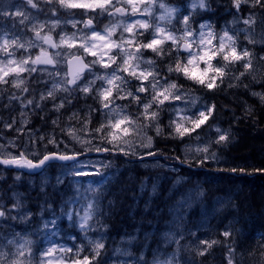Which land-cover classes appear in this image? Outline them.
<instances>
[{
  "label": "snow or ice",
  "instance_id": "6c2138e0",
  "mask_svg": "<svg viewBox=\"0 0 264 264\" xmlns=\"http://www.w3.org/2000/svg\"><path fill=\"white\" fill-rule=\"evenodd\" d=\"M188 7L190 11L185 13L179 4L167 0H16L7 7L0 5V102L6 95V107L17 102L22 109L44 112L50 100L52 110L59 114L65 105L72 106L73 99L83 100L84 107L73 112L69 121L75 117L87 136L83 139L76 135L71 123L60 129L79 144L77 148L58 138L55 128L46 136L30 128L26 132L15 120H0L3 128L28 137L27 143L13 140L0 144V168L15 169L25 175H43L49 169L59 168L61 172L52 185L54 192L62 191L57 186L71 187L73 182L78 185L76 196L61 209V215L78 229L70 237L71 246L50 241L44 248L26 232L16 230L17 225L34 223L26 203L28 196L15 190L19 174L12 185L0 192V264H109L105 218L111 215L115 201L108 200L105 211L104 201L110 192L99 187L112 167L109 157H136L144 161L163 155L156 147V138L184 142L187 137L196 141L195 148L185 144L186 151L194 154V161L187 155L184 159L175 157L180 163H187L189 168L226 163L215 149L232 143L231 125L222 128L216 121L217 105L194 92L206 89L216 94L242 86L264 106V78L250 71L255 66L264 68V55L255 51L258 43L264 50V30L257 37L254 27L258 18L264 29V0H228L225 11L232 20L219 31L210 18L196 19L201 12H213L212 0H191ZM242 12H247V16L241 17ZM241 22L247 27H235ZM69 26L71 35L65 31ZM244 41L253 47L249 48ZM33 50L38 52L33 55ZM62 66L68 67L63 74ZM239 68L244 71L237 75ZM241 78L249 82L244 83ZM32 81L37 85L43 83L47 90L37 97L35 89L29 87ZM257 85L261 91L253 90ZM57 91L67 93L59 98V103ZM254 114L253 107L245 104L243 117H236L235 113L233 116L239 122ZM58 119L59 116L52 120L55 127H60ZM94 119L98 121L96 126ZM28 123L27 119L22 121L25 126ZM150 132L154 135H149ZM93 152L107 156L104 160L90 161L87 156ZM228 170L245 171L236 167ZM255 171L264 173V168ZM87 177L101 179L96 187L83 188L81 181ZM147 179L141 182V194L147 188ZM49 183L45 177L40 185L44 202L39 215L43 217L50 212L53 217L44 222L45 229L49 223L56 226L57 215L48 200ZM156 192L157 186L153 184L152 195ZM204 195L202 189L195 190L196 197ZM190 199L182 195L173 206L175 223L180 226L185 223L184 210L190 206ZM81 200L85 202L82 206L68 207L69 203L79 205ZM185 231L189 237L195 236L190 229ZM89 233L101 234L92 239ZM177 234L180 239L172 242L179 246L184 239L182 232L166 235L172 239ZM221 235L228 248V264H236L235 229L228 225ZM132 240L135 237H130L129 243ZM219 243V240H199V245L205 247L198 254L205 255ZM261 250L264 254V245ZM113 255L130 258L119 264H149L143 254L133 260L126 248L114 249ZM151 264L187 262L178 247L170 258L154 256Z\"/></svg>",
  "mask_w": 264,
  "mask_h": 264
},
{
  "label": "rangeland",
  "instance_id": "374dc122",
  "mask_svg": "<svg viewBox=\"0 0 264 264\" xmlns=\"http://www.w3.org/2000/svg\"><path fill=\"white\" fill-rule=\"evenodd\" d=\"M173 1L167 0V2L171 4L179 3V2L174 3L175 1L174 2ZM15 2L16 0H0V5L7 7L9 4H13ZM190 3L191 0H187L184 4H179L181 6V11L185 13L190 11L188 7ZM202 14L203 12H201L200 15L196 16L197 21H200L203 18ZM240 16L246 17L247 12H242ZM231 20L232 17L228 18L225 22H222L217 27V30L219 31V29L222 28L226 22H230ZM104 23H107V20H105ZM212 23L215 24V22ZM99 27L102 28L103 24H101ZM235 27L242 28L247 26L243 25L241 22L240 24L235 25ZM254 27H255V34L258 37L259 33L262 30H264L262 29V26L260 25L258 18H257V23ZM59 31L60 29H57V32ZM65 31L68 32L69 35H71L72 29L69 26L67 29H65ZM28 35L31 36V33H29ZM56 38L58 39V37ZM241 39L243 40V36L241 37ZM244 44L247 45V41H244ZM256 46L259 49L262 48V46L259 43ZM255 51L259 55H264V53H260L256 49ZM37 52L38 50H33V55H35ZM147 55H151V54L148 53ZM88 59H91V57H89ZM240 70L244 71V69L242 68L238 69V71ZM238 71L236 73L237 75H238ZM250 71H253L257 76L264 74V68H261L259 66H255ZM63 72H67V66H62V74ZM44 79L47 80L48 77L45 75ZM244 83L247 82L244 80ZM29 87L30 89H35V94L37 95V97L41 91L47 90L43 83L37 85L35 81H32L29 84ZM50 87H51V82H49L48 84V88ZM253 90L258 91L255 89ZM11 91L15 92L17 90L12 89ZM194 94L203 97L204 100H208L207 97L202 96V94L198 93V91H195ZM56 95L58 97L56 103H59V98L66 96L67 93L63 91H57ZM29 98L31 97L29 96ZM46 103H47V107L45 108L44 112H33L31 108L22 109L19 103L17 102H13L12 105L6 107L5 105H7V97L5 95L3 101L0 102V114L2 112L4 113V116H0V120L4 122H10L11 120H15L17 121V126L24 127L26 132L27 129L30 128L34 132L38 131V134L46 135V136L50 135L53 132V129L55 128V134L57 135L58 138L65 139L70 144H75V147L79 148V144H76L75 141H72L71 137L65 135L64 133H61L60 129L67 128L69 123H71L76 129V135L81 136L83 139H87V136L81 130V126L76 122V118L73 117L72 120L69 121V117L72 116L73 112H76L78 109L84 107V101L73 99L72 106L69 107L68 105H65V108L61 109L59 114L52 110V101L49 100ZM88 103L91 104L92 101L89 100ZM121 103H124V101H121ZM131 110L134 112L135 107L133 106ZM81 115H83V113H81ZM57 116H59L58 124L60 125V127H55L52 124V120L57 119ZM41 117H43V119H41ZM25 119L29 121L28 125L26 126L22 124V121ZM38 119L41 122L43 121L45 122L42 127L39 125ZM164 119L166 120V122L168 121V117L167 118L164 117ZM97 124L98 121L94 119L93 126H96ZM218 124L222 128H226L222 123H218ZM0 128H3V124H0ZM149 135H154V132H150ZM0 136H3V139H0V144H7L9 141H13V140H15L17 143H27L28 140L27 135L19 136L18 133L14 131H10L7 128H3V131L0 132ZM186 139L187 141L181 144V148L178 153H174V152L163 153V155L161 156L150 157L144 161H140L136 157H124V156H120L118 158L109 157V159L112 162V167L107 170L106 179L103 181V183L99 184V187L101 189L110 192L107 200L104 201L105 211H107V201L109 200V198L111 197V199H115V196H117L118 194V192H116L117 189L115 188L118 187L119 182L116 180L117 178L121 177L120 174L123 172V170H130L129 172H131V170H133L135 167H139L142 170L150 171L153 175L151 179L152 181L147 180V188L144 189L143 194H141L139 188L138 197L135 203L136 209L134 211L137 210L139 205L142 206V203L144 202L151 205L152 200L156 195V194L152 195L153 184L157 186V191H158L160 185L165 183L167 180L170 181L168 187L170 192L166 196V200H168L172 196H175L176 192H179L182 186H185L186 184L188 185L190 180H193V182L197 180L196 181L197 184L195 186H188L186 187V189H184L179 193V195L176 198L177 200L174 201L173 205L168 211L169 220L164 224V227L159 234H156L155 232L147 234V233H142L141 229H137V230L133 229L131 231H127L126 234L121 237L113 238L115 242L110 250L111 252L109 256H111V259L109 260V264H114V262L115 264H119L120 261H124V262L129 261L130 258L128 256L113 255V250L118 247L126 248L129 252H131L133 260L136 257L143 254L144 257L149 261V264H151V261L153 260L154 256L159 257L160 259L170 258L178 247H180L181 253L184 254L183 255L184 261L187 262V264H192V261H194L195 258L200 256L198 254V251L200 250L202 245H199V240H202L204 237L208 236V232H210L213 229L212 227L213 219L217 216V214L221 213L226 207V205L231 201L228 198H223L221 196L215 197L212 200H208L206 188L204 185V180L202 178L215 176L226 165L227 162L221 163L219 165H217L216 163H212L203 168H199V167L189 168L187 163H180V161L176 160L175 157L179 156L181 159H184L185 156L187 155L189 160L194 161V154L188 153L186 151L185 144L186 143L191 144L192 147L195 148L196 141L189 140L187 137ZM234 142L235 140L233 139L231 144H233ZM231 144L225 146V148L229 147ZM49 147H51V145H49ZM222 148L224 147H217L215 150L217 151V154L220 156L222 161H226L225 156L222 152ZM12 151H16V149H12ZM105 156H107V154H98L93 152L87 156V159L90 161H100V160H104ZM212 168L216 171H214ZM60 172L61 169L57 168V169H49L43 175L40 174L25 175L23 174V172L18 173L17 170L15 169L8 171L0 168V192L7 189L9 185H12L15 181V177L19 174L20 180L15 181L16 183L15 190L24 193L26 196H28V200L26 202L27 207L33 213L34 223L28 225H17L16 230L21 232H26L31 239L36 241L37 244L41 245L44 248L48 247L50 241L61 244H67L68 246H71L73 242L71 241L70 237L78 232V229L73 228L72 222L69 221L66 216L61 215V209L64 207L65 202L71 201L76 196L75 188L78 187V185L75 182H73L71 187L57 186L58 188H62V191L54 192L52 185L55 184V176L60 174ZM45 177H47L50 181L49 186L46 188V191L48 193V200L50 203H52L55 212L57 214L56 226H53L51 223H49L46 229L43 226L44 222L50 221L51 219H53V217L50 212H45L43 217L39 215L40 205L44 202V197L40 195V185ZM132 177H133L132 173H129L126 176L127 180L131 179ZM100 179H101L100 177H87L84 178L81 181V183L83 184V188H87L89 185L96 187L97 186L96 182L99 181ZM68 180H72V178L68 177ZM178 180L180 181L179 183H177ZM197 188L202 189L204 191L205 195L203 197L195 196V190ZM81 191H83V189H81ZM182 195H188L189 197H191V199H190V206L184 210L186 212L185 223L183 226H180L175 223L176 212L173 206L176 204L177 201L180 200ZM84 203L85 202L81 200L79 205H72L69 203L68 207H80ZM262 215L264 216V211L262 212ZM228 225L230 224L223 226V231L225 230V227ZM185 228L190 229L192 232H194L195 236L189 237L188 231H185ZM233 228L235 229L236 235L239 238L246 237L245 236L247 234L246 230L234 226ZM108 231H109V225L107 232L104 234L105 238L107 236ZM170 232L183 233L184 239L180 240L179 246L174 242H172V240L180 239V236L177 234L174 237H172V239H169L166 234ZM100 234L101 233H89V238L92 239L98 238ZM130 237H135V240H132L129 243ZM262 238L264 239V234L255 233L254 242L258 243V245H262L264 243V241L261 240ZM81 239H83V237H81ZM261 241L262 244H260ZM198 245L199 248L197 247ZM242 246L243 247L240 253L236 252L235 254L238 263L256 264L257 263L256 261L259 259V254L255 252L253 253L251 251L252 249L251 244L244 243ZM228 258L229 257H227V260Z\"/></svg>",
  "mask_w": 264,
  "mask_h": 264
},
{
  "label": "trees",
  "instance_id": "16d2710c",
  "mask_svg": "<svg viewBox=\"0 0 264 264\" xmlns=\"http://www.w3.org/2000/svg\"><path fill=\"white\" fill-rule=\"evenodd\" d=\"M174 1V3L179 2L178 4H184L187 0ZM227 4L228 0H212L213 12L203 13V19L210 18L212 22H215L219 26L231 17L226 15ZM248 47L252 48L253 46L250 45ZM255 49L260 53H264L262 48L259 49L255 46ZM258 77L264 78V74ZM249 79L244 80L248 83ZM253 89L262 90L258 85ZM195 91L207 97L209 103L217 105V123H222L226 128L231 125L235 140L229 147L222 148L227 162L222 168L223 170L221 169L213 177L202 178L208 200L221 196L231 201L213 219V229L208 232V236L202 239L209 241L219 240L221 243L213 245L205 255L195 258V264H228V248L226 243H224L225 238L221 235L223 226L227 224L242 228L247 233L244 238H239L236 235L234 245L236 252L240 253L244 243L251 244V251L259 254L256 264H264V254H262L261 250L264 239H261L260 244L262 245L254 242L255 233L264 234V216L262 215L264 211V173L255 171V169L264 168V106H261L258 98L251 96L242 86L226 89L224 92H217L216 94L208 92L206 89ZM245 104L251 105L255 114L251 118H242L237 122L233 113H235L236 117H243ZM167 122L164 120L165 124ZM186 141V138L184 142L156 138V147L163 153H178L181 144ZM232 167H236L237 169L242 168L245 171L240 172L238 170L234 173L228 170ZM129 171L123 170L120 174L121 177L117 178L116 181L119 184L115 189H117L116 192L118 194L115 196V199L109 198V200H114L115 204L111 210V215L105 219V223L109 225V231L105 238L108 255H110V250L115 242L113 238L121 237L127 231L141 229L142 233L149 234L155 232L159 234L164 224L169 220L168 211L178 193L186 189L190 184L193 185V180H190L189 184H186L187 186H182L175 196L166 200V196L170 192L168 189L170 181L167 180L160 185L151 205L144 202L142 206L139 205L137 210L134 211L141 182L145 178L152 181L153 175L150 171L142 170L139 167H135L131 172ZM127 172L133 174V177L129 180L126 178L127 174H129ZM146 204L147 210H145ZM204 247L202 245L200 250H203ZM181 255L183 256L184 254L181 253ZM235 260L236 264H239L236 257Z\"/></svg>",
  "mask_w": 264,
  "mask_h": 264
},
{
  "label": "bare ground",
  "instance_id": "6f19581e",
  "mask_svg": "<svg viewBox=\"0 0 264 264\" xmlns=\"http://www.w3.org/2000/svg\"><path fill=\"white\" fill-rule=\"evenodd\" d=\"M242 88H243V87H242ZM164 117L167 118L166 114H165ZM164 120H165V119H164ZM38 121H39V125H40L41 127H42V126L44 125V123H45L44 121L41 122L39 119H38ZM165 121H166V120H165ZM36 126H37V125H36ZM188 181H189V180H188ZM188 184H189V183H188ZM196 184H197V182L195 181V182H193V185L190 184V186H195ZM179 193H180V192H179ZM179 193H178V195H179ZM178 195H177V196H178ZM177 196H176V198H177ZM176 198H175V200H177Z\"/></svg>",
  "mask_w": 264,
  "mask_h": 264
},
{
  "label": "water",
  "instance_id": "95a60500",
  "mask_svg": "<svg viewBox=\"0 0 264 264\" xmlns=\"http://www.w3.org/2000/svg\"><path fill=\"white\" fill-rule=\"evenodd\" d=\"M72 69L75 70V61H73ZM67 71H68V67H67Z\"/></svg>",
  "mask_w": 264,
  "mask_h": 264
},
{
  "label": "flooded vegetation",
  "instance_id": "af4514ba",
  "mask_svg": "<svg viewBox=\"0 0 264 264\" xmlns=\"http://www.w3.org/2000/svg\"><path fill=\"white\" fill-rule=\"evenodd\" d=\"M0 116H4V113L2 112V113L0 114Z\"/></svg>",
  "mask_w": 264,
  "mask_h": 264
}]
</instances>
